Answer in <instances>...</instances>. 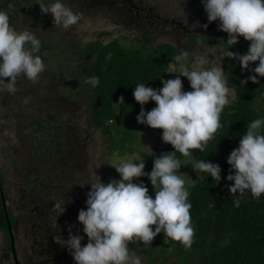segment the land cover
<instances>
[{"label": "trees", "instance_id": "obj_1", "mask_svg": "<svg viewBox=\"0 0 264 264\" xmlns=\"http://www.w3.org/2000/svg\"><path fill=\"white\" fill-rule=\"evenodd\" d=\"M195 1L202 4L201 0ZM63 2L80 14V21L97 16L108 26L125 29L131 26L141 34L138 37H121L105 41L103 38L109 33L101 31L96 40L79 46L73 40L77 35L73 27L64 29L55 25L51 14L40 11V6L36 4L37 0H0V10L9 14L10 25L13 28L17 31H29L41 40L40 54L46 65L45 71L40 74L37 81L21 78L15 84V92L6 93L0 90V97L3 98L1 103L5 105L6 99L15 101L18 98L19 104L27 96H33L36 98L34 104H40L35 105L38 110V106L42 109L51 101L63 102L57 111L67 119L71 120L77 111L84 118L85 127L100 128L104 134H110L113 130L117 137H113L114 139L110 137L109 140L115 143V149L118 150L122 149L125 140L131 136L118 131L115 122L121 121L124 114H139L141 110V105L133 97V88L139 83H145L154 89L162 87L160 78L165 80L170 78L171 73L168 72L170 65L174 63L173 57L181 53L166 43L150 47L148 34L153 32L156 26L158 31L166 28L181 29L177 32L180 33L179 36L188 37L183 45L188 50L203 47L225 36L222 47L228 56L229 50L245 54L250 43L240 37L239 42L230 48L226 43L228 34L218 28L219 21H213L215 26L212 28L213 24L208 22L192 27L196 24L190 21L192 19L183 24L174 14L165 11L163 6L149 7L148 0H63ZM204 24H208V27H201ZM189 32L192 35L188 34ZM198 32L206 34L200 36ZM194 58L195 56H188V60L194 61ZM224 60L227 86L233 89L235 99L224 107L219 118L221 127L207 142L204 150L192 149L191 155L187 156L195 163L207 159L219 164L221 181L216 184L210 176L206 178L207 174L199 173V182L188 189L191 224L195 230L190 248L184 247L178 241L169 242L163 233L158 234L151 244H143L135 239L129 242L130 253L138 255L143 250L149 258L148 264H264V195L256 199L245 192L239 197L240 204L237 207L234 204L236 197L229 192V186L234 182L226 179L230 171L227 158L238 146L240 135L246 131L249 122L264 117V77H259L258 83H253L247 79L253 73L242 70L237 60L229 57ZM257 63L258 61L253 62L250 68H254ZM178 72L177 70V74L174 73V78ZM92 77L98 78L96 86L86 82ZM180 78L187 88L188 80L182 76ZM121 97L123 103H119ZM30 103L33 104V101ZM30 103L27 102L24 106L30 107ZM17 106V111L12 113L13 123L10 124L15 136H11L10 132L8 135L0 124L2 132L0 137L5 145L10 146V152H16L14 148L16 145L19 152L25 150V154L30 155V160H24L20 165L15 163L14 166L18 168L26 164L28 169L43 170L41 151H33L28 145L27 134L19 133L25 120L19 112L22 108L21 103ZM153 107L155 103L152 101L144 105L145 111ZM48 114L50 117L45 113L47 123L53 122L55 112ZM28 118L27 123H35L38 128L37 132L31 134L32 136L38 134L39 138L40 133L44 129L47 130L45 131L47 134H44L41 140L44 141L41 149L51 156L47 169L52 170L53 177H64L69 166L84 161L83 151L77 148L79 140L73 139V135L80 133V127L74 130L72 135L68 127L56 124L55 133L54 129L48 131L47 123L40 126L42 120L40 116L33 120L30 116ZM3 121L6 122L7 119ZM154 130L161 140L162 130ZM9 136L13 138L14 144L9 141ZM162 144L163 147L146 161L145 172L152 170L155 157L174 150L171 144L164 142ZM175 155L181 162L186 158L178 152ZM35 173L34 171L33 174ZM140 181H143L148 189L152 187L147 176L134 179L136 183ZM6 192H8L6 174L4 168L0 166V232L7 240L6 250L14 254L13 257H17L14 232H17L19 223L11 210L12 206L6 204L9 200ZM32 200L40 201L39 198ZM50 204V201H47L45 206ZM51 206L53 207V204ZM10 235L13 237V244ZM60 255L61 259L65 258L62 255H66V264L73 261L68 250ZM172 257H176L174 263L169 262ZM15 260L14 258L13 264H17Z\"/></svg>", "mask_w": 264, "mask_h": 264}, {"label": "clouds", "instance_id": "obj_2", "mask_svg": "<svg viewBox=\"0 0 264 264\" xmlns=\"http://www.w3.org/2000/svg\"><path fill=\"white\" fill-rule=\"evenodd\" d=\"M201 3L208 22L219 21V30L228 34L226 43L230 48L240 37L250 42L245 54L229 50L227 57L237 60L242 70L252 72L247 79L258 83V78L264 77V0H201ZM36 4L42 13L52 15L55 25L64 29L80 21V14L63 0H37ZM196 26L198 22L192 27ZM202 27L207 28L208 24ZM41 47L36 35L17 31L10 25L9 14L0 10V84L7 83L9 92H15L18 79L35 82L45 71ZM187 59V52L173 57L174 68L180 71L173 79L161 77L162 87L154 89L139 83L133 88V97L141 105L137 122L161 129L162 142L171 144L174 150L155 157L150 172L144 171L142 157L115 158L110 166L115 168L119 179L105 183L96 174L99 180L85 184L90 185L86 209L79 210L77 221L83 226L88 242L82 245L84 236L71 230L67 239L54 238L66 247L75 264H142L138 256L130 253L129 242L135 239L151 244L160 233L169 242L178 241L186 248L191 247L195 230L191 224L189 191L179 171L183 164L175 153L187 157L192 149L204 150L221 127L219 118L229 104V88L222 67L186 68ZM194 61L195 65H203L206 58L197 56ZM181 76L187 78L191 91L183 90ZM86 82L96 86L99 81L92 77ZM149 101L155 107L145 111L144 105ZM119 103H123V97ZM227 164L230 171L226 179L234 182L229 192L236 197L235 206H239V197L245 192L256 199L264 195V117L247 124ZM192 167L197 173L207 174L206 178L210 176L216 184L221 181V167L217 163L206 159ZM144 176L153 186L154 195L149 194L143 181L134 182ZM67 203L70 201L65 196L53 203L58 216L66 211Z\"/></svg>", "mask_w": 264, "mask_h": 264}, {"label": "rangeland", "instance_id": "obj_3", "mask_svg": "<svg viewBox=\"0 0 264 264\" xmlns=\"http://www.w3.org/2000/svg\"><path fill=\"white\" fill-rule=\"evenodd\" d=\"M148 1L149 7L153 5L163 6L165 11L174 14L176 16L175 18H178L183 24L188 22L189 19H192L190 21L196 24L198 22V25L208 22L203 5L197 3L195 0ZM211 23L213 24L211 26L212 28L215 26V23ZM72 27L77 33L73 40H75L79 46L80 44L83 45L96 40L101 31L109 33V35L103 38L105 41L121 37H138L141 34L131 26L128 29L113 25L108 26L97 16L82 20ZM211 30L213 31V29ZM177 31H181V29L166 28L158 31L156 26L153 32L148 34L150 47L153 48L158 43H166L176 48L179 52H187L188 56H204L206 58V62L203 65H195V61L187 59L184 65L186 68L196 67L199 70L200 68L222 67V69L225 70L226 61L224 58H227V54L223 52L222 47V43L226 38L225 36L203 47H195L193 50H188L183 46L188 37L179 36L180 33ZM188 34L192 35L191 32ZM203 34L206 33L198 32L200 36ZM177 70L180 71V69L174 68V63L170 65V72H176ZM174 76V73H171L169 79H173ZM224 78L226 79L225 72ZM182 84L184 91L191 89L189 82L187 88L184 82H182ZM0 90L10 93L7 83L0 84ZM234 95L233 89L229 88V104L227 105L233 102L235 99ZM18 100V98H16L15 101L6 99L5 105H3V103H1L3 102V98L0 97V124L3 126L2 130L7 132L8 135L10 132L11 136H15L13 128L10 127L14 119L12 113L17 111V105L21 103L22 108L19 109V112L22 113L21 117L25 121L22 123V128L19 133L23 132V135L27 134L28 145L33 151H41V165L43 170L28 169L26 168V164L18 166V168L14 166L15 163L20 165L22 161L30 160V155L25 154V150L19 152L16 145H14L16 152H10L11 148L9 145H5L4 141L1 139L2 132H0V166L4 168L6 174V188L8 190L6 194H8L9 198L6 204L12 206L11 210L18 218L19 223L17 232H14L16 237L14 246L17 257H13L14 254L6 250L7 240L0 232V264H13L14 258L17 264H66V255H62L65 258L61 259L60 254H64L67 249L58 244L54 238L60 236L62 239H67L69 230H71L73 234L84 236L81 242L82 245H86L88 242L86 234L83 233V226L77 221L79 210L86 209V193L90 190V185L85 184L99 180V176L105 183L112 179H119V174L116 172L115 168L110 166L113 164L115 158L139 156L144 158V162L146 163L154 152L163 147V144L153 128L137 122L136 117L138 114H124L121 121L118 122L120 124L115 122L118 131L123 135L126 134L131 136L130 139L125 140L122 149L118 150L115 149V143L109 140L110 137H117L113 130L110 134H104L101 132L102 130L100 128L92 129L90 126L85 127L84 118L77 111L74 112L71 120L67 119L65 115L57 111V108L60 107L63 102L51 101L42 109L38 106L37 110L35 105L40 104H34L36 100L35 97L27 96V98L17 104ZM32 101L33 104L30 103ZM27 102L31 104L30 107L24 106ZM52 111L55 112L54 117H52L53 122L47 123L48 118L45 117V113L49 116L48 113ZM27 116H30L32 120L40 116L42 119L40 121V126L47 123V126H49L47 128L48 131L54 129L53 132H55V125L57 124L58 126L68 127L73 135L74 130L80 127V133L73 135V139H77L76 141L79 140L77 148L83 151L85 155L84 161L80 164L69 166L68 173L65 174L64 177H53L52 170L47 169L51 156L41 149L42 143L44 142L41 140L44 134H47V130L44 129L43 132L40 133L41 136H39V138H37L38 134L32 136L31 134L37 132L38 128L35 126V123H27L29 119ZM3 119H7V121L4 122ZM12 140L13 138L9 136V141L12 142ZM12 144L14 143L12 142ZM69 147L72 148L70 145ZM181 163L183 165H181L179 171L182 178L185 179V187L188 190L194 183L199 182L200 174L193 169L192 165H194L195 162L190 157H186ZM34 171L36 172L35 174H33ZM31 174L32 176H30ZM148 190L150 195H154L153 186ZM64 196L70 203L65 205L66 211L61 214L62 217H60L58 216V211L55 210L51 204H53L54 201L61 200ZM35 198H39L40 201L34 202L32 199ZM47 201H50V206H45ZM35 203L37 205H35ZM152 227L154 228V226ZM48 249L49 251H47ZM135 255L141 259L142 264H148L149 258L143 250H141L138 255ZM69 257L73 260L72 256ZM175 261L176 257L169 259L170 263H174ZM70 264H75L74 260Z\"/></svg>", "mask_w": 264, "mask_h": 264}, {"label": "water", "instance_id": "obj_4", "mask_svg": "<svg viewBox=\"0 0 264 264\" xmlns=\"http://www.w3.org/2000/svg\"><path fill=\"white\" fill-rule=\"evenodd\" d=\"M9 233L11 234L10 227H9ZM10 237H11V243L13 244V237H12V235H10ZM12 248H13V245H12ZM13 252H14V248H13Z\"/></svg>", "mask_w": 264, "mask_h": 264}]
</instances>
